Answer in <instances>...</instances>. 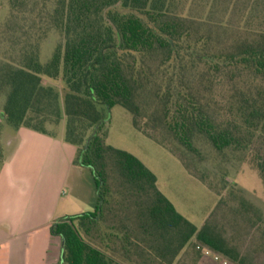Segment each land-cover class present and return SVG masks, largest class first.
<instances>
[{
	"label": "trees",
	"instance_id": "obj_1",
	"mask_svg": "<svg viewBox=\"0 0 264 264\" xmlns=\"http://www.w3.org/2000/svg\"><path fill=\"white\" fill-rule=\"evenodd\" d=\"M0 129L56 136L93 176L97 208L52 226L59 264H177L187 246L259 264L264 215L230 182L250 164L264 185V0H0ZM1 12V8H0ZM60 37L42 62L43 43ZM53 82L43 83L44 79ZM167 149L259 237L242 252L217 226L180 215L137 157L107 145L106 110ZM58 131V130H57ZM6 147L0 142V160ZM200 258L215 263L201 252Z\"/></svg>",
	"mask_w": 264,
	"mask_h": 264
},
{
	"label": "crops",
	"instance_id": "obj_2",
	"mask_svg": "<svg viewBox=\"0 0 264 264\" xmlns=\"http://www.w3.org/2000/svg\"><path fill=\"white\" fill-rule=\"evenodd\" d=\"M21 128L0 160V264H59L63 240L52 234L59 220L93 213V176L75 165L77 148Z\"/></svg>",
	"mask_w": 264,
	"mask_h": 264
},
{
	"label": "rangeland",
	"instance_id": "obj_3",
	"mask_svg": "<svg viewBox=\"0 0 264 264\" xmlns=\"http://www.w3.org/2000/svg\"><path fill=\"white\" fill-rule=\"evenodd\" d=\"M0 23L7 16L8 9L0 7ZM60 42L57 34H52L42 47V62L50 59L54 48ZM45 85H50L44 79ZM60 93L61 108L64 114L65 91L60 82L53 83ZM4 97L0 98V122H2V105ZM107 119V145L129 152L137 157L157 178V187L169 200L176 211L197 227L206 221L220 228L226 237L240 247L242 252L255 249L259 244V237L239 217L235 216L227 207L219 205V198L204 184L191 177L183 164L167 149L156 144L138 132L129 112L120 106L106 110ZM63 127V122L58 126L56 133ZM65 130V128H64ZM17 133V132H16ZM7 126L0 129V142L9 149L12 134H16ZM230 182H235L246 192V197L260 208L264 215V185L259 171L250 164L230 167ZM197 242H191L183 252L177 264H212L200 258ZM259 264H264V252L258 259Z\"/></svg>",
	"mask_w": 264,
	"mask_h": 264
},
{
	"label": "built area",
	"instance_id": "obj_4",
	"mask_svg": "<svg viewBox=\"0 0 264 264\" xmlns=\"http://www.w3.org/2000/svg\"><path fill=\"white\" fill-rule=\"evenodd\" d=\"M197 251L201 252L205 257L212 259L217 264H233L229 259L223 257L217 252H214L209 247L197 245Z\"/></svg>",
	"mask_w": 264,
	"mask_h": 264
},
{
	"label": "water",
	"instance_id": "obj_5",
	"mask_svg": "<svg viewBox=\"0 0 264 264\" xmlns=\"http://www.w3.org/2000/svg\"><path fill=\"white\" fill-rule=\"evenodd\" d=\"M63 246H64V240H63Z\"/></svg>",
	"mask_w": 264,
	"mask_h": 264
}]
</instances>
